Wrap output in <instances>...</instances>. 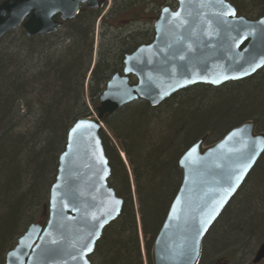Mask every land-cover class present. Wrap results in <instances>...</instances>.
Segmentation results:
<instances>
[{
    "label": "trees",
    "instance_id": "obj_1",
    "mask_svg": "<svg viewBox=\"0 0 264 264\" xmlns=\"http://www.w3.org/2000/svg\"><path fill=\"white\" fill-rule=\"evenodd\" d=\"M228 1L247 19L264 15V0ZM166 2L111 0L102 13L103 0L96 8L80 6L51 34L27 37L19 27L0 39V264L28 225L46 220L68 129L92 115L124 55L152 40V23ZM246 120L264 131V67L220 86L185 88L158 107L138 99L106 119L100 137L108 185L123 205L90 264H144L137 218L151 264L155 236L181 182L179 157L198 138L212 143ZM263 240L264 152L204 235L197 264L247 260Z\"/></svg>",
    "mask_w": 264,
    "mask_h": 264
},
{
    "label": "water",
    "instance_id": "obj_2",
    "mask_svg": "<svg viewBox=\"0 0 264 264\" xmlns=\"http://www.w3.org/2000/svg\"><path fill=\"white\" fill-rule=\"evenodd\" d=\"M152 24L153 37L124 55L98 97L96 115L78 117L66 134L50 186L44 223H31L5 253L4 264H90L104 228L123 200L108 185L100 131L122 107L145 100L158 107L197 84L220 86L264 67V15H237L228 0H175ZM101 0H2L0 39L21 27L27 37L55 32L80 5ZM234 13V15L232 14ZM264 152V132L246 120L220 139L201 137L179 157L181 182L151 249V264H197L202 239ZM264 259V240L251 264Z\"/></svg>",
    "mask_w": 264,
    "mask_h": 264
},
{
    "label": "rangeland",
    "instance_id": "obj_3",
    "mask_svg": "<svg viewBox=\"0 0 264 264\" xmlns=\"http://www.w3.org/2000/svg\"><path fill=\"white\" fill-rule=\"evenodd\" d=\"M164 5H169L170 7H174L175 6V0H167V2H166V4H164ZM111 6V0H106V4H105V7H104V10H103V12L102 13H105V11H107L108 10V8ZM97 26H96V33H97V35L95 36V40H96V42L98 41L97 40V38H98V31H99V27H98V22H97V24H96ZM98 27V28H97ZM129 105V104H128ZM127 106V105H126ZM92 111V110H91ZM96 115V113H95V111L93 112L92 111V116L94 117ZM103 127H104V125H103ZM104 131H105V129H104ZM262 132H264V131H262ZM205 138V137H204ZM205 144H208V143H206V141H205ZM120 153H122V152H120ZM121 155V157H124V154L122 153V154H120ZM122 160H123V158H122ZM123 161H125V157H124V160ZM126 164V163H125ZM133 201L135 202V195L133 194ZM137 227H138V239H139V241H140V248H141V254H142V256H143V258H144V264H146V260H145V257H144V248H143V244H144V236H143V234L141 233V230H140V223H139V220H138V218H137ZM255 252V251H254ZM254 254V253H253ZM253 254L247 259V260H243V259H239V257H237V259H235L234 261H231L230 262V264H251L250 263V261H251V258L253 257ZM246 259V258H245ZM205 260H207V259H204V261ZM259 264H264V261H262L261 263H259Z\"/></svg>",
    "mask_w": 264,
    "mask_h": 264
},
{
    "label": "flooded vegetation",
    "instance_id": "obj_4",
    "mask_svg": "<svg viewBox=\"0 0 264 264\" xmlns=\"http://www.w3.org/2000/svg\"><path fill=\"white\" fill-rule=\"evenodd\" d=\"M102 2H103V0H101V3H102ZM100 5H101V4H100ZM100 5H99V6H100ZM81 6H85V5H81ZM99 6H97V7H99ZM85 7H86V6H85ZM86 8H87V7H86ZM95 8H96V7H95ZM61 23H62V22H61ZM162 103H163V102H162ZM262 261H264V259L261 260V262H262ZM261 262H259V263H261ZM259 263H257V264H259Z\"/></svg>",
    "mask_w": 264,
    "mask_h": 264
},
{
    "label": "bare ground",
    "instance_id": "obj_5",
    "mask_svg": "<svg viewBox=\"0 0 264 264\" xmlns=\"http://www.w3.org/2000/svg\"><path fill=\"white\" fill-rule=\"evenodd\" d=\"M65 22H66V21H65ZM25 35H26V34H25ZM96 35H97V33L95 32V36H96ZM92 66H93V64H92ZM200 138H201V137H200ZM198 139H199V138H198ZM198 139H197V140H198ZM195 141H196V140H195ZM195 141H194V142H195ZM194 142H193V143H194ZM193 143H192V144H193Z\"/></svg>",
    "mask_w": 264,
    "mask_h": 264
},
{
    "label": "snow or ice",
    "instance_id": "obj_6",
    "mask_svg": "<svg viewBox=\"0 0 264 264\" xmlns=\"http://www.w3.org/2000/svg\"><path fill=\"white\" fill-rule=\"evenodd\" d=\"M234 15V13H232Z\"/></svg>",
    "mask_w": 264,
    "mask_h": 264
}]
</instances>
